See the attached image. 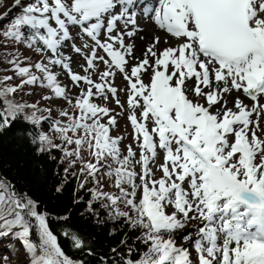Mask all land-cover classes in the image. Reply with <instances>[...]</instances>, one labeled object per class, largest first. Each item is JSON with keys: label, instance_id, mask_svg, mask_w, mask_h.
<instances>
[{"label": "snow or ice", "instance_id": "6c2138e0", "mask_svg": "<svg viewBox=\"0 0 264 264\" xmlns=\"http://www.w3.org/2000/svg\"><path fill=\"white\" fill-rule=\"evenodd\" d=\"M141 20L165 36L141 35L138 57ZM124 113L135 149L111 134ZM254 114L264 115V0H13L0 13V259L20 249L25 264H264V128ZM10 131L22 150L15 167L4 163ZM73 183L71 204L88 196L97 233L60 235L87 262L50 227L72 208L53 217L32 193L45 184L63 196ZM115 221L106 239L126 225L139 231L133 244L125 233L105 246L100 233ZM137 242L146 250L133 259Z\"/></svg>", "mask_w": 264, "mask_h": 264}, {"label": "trees", "instance_id": "16d2710c", "mask_svg": "<svg viewBox=\"0 0 264 264\" xmlns=\"http://www.w3.org/2000/svg\"><path fill=\"white\" fill-rule=\"evenodd\" d=\"M5 5H6L5 0H2V2H0V12L5 7ZM8 7L6 6L4 8L5 11H7ZM25 54H27V53H25ZM56 71H60V69H56ZM61 78L68 81L66 74H62L60 79ZM68 82H67V84H68ZM41 91L42 90L37 89V95L31 97V99L32 100L39 99V95L41 94ZM52 103H53V106L55 107L57 105H62L63 101L54 100ZM45 115H46V113H45ZM53 116L54 117L57 116V113L55 111L53 112ZM114 130L115 129H113L112 132H114ZM11 136H12L11 131L8 132L7 134H5V136H4V142H5L4 163L5 164L11 163L13 165V167H15L16 161H15V159H12V157H16L18 159L20 151H22V150H14L13 145L15 142L12 141V143H9V139ZM113 136H115V135H113ZM44 166L49 169V172L51 171V169L53 167V165L47 161H44ZM136 171L139 172L138 166L136 167ZM88 186L91 187L92 185H88ZM73 187H74V183L70 184L68 186L67 190L65 191L64 195L59 196V195H54L53 193H51L48 190V186L45 184H33L32 185V193L39 200L42 201L44 208L49 213H51L53 217H55L57 215H63L67 212V210L70 207L72 208V211L70 213V218L67 222L57 221L55 219H51L50 220V227H51V230L54 232V234H56L58 236V240H59V243H60L62 249L65 251V253L69 257H71L73 259H83L87 262V261L91 260V257L87 256L86 252H81L79 250H75L74 248H72L71 244H70V240L68 238H65L62 235H60V230L62 228H69V229H73V230H78L80 233H83L86 236H92V235L97 233V229L93 225L90 215L85 211V204H86V201L88 199V196L84 192H81V195L85 196V203H81V204L75 205V206H73L71 204ZM105 190L115 191V189H112L110 187H106ZM94 207L99 209V205H95ZM101 212L103 214V210H101ZM81 213H84V215L81 216L80 215ZM122 224H123V221L110 222L104 228L103 232L100 233V239H102V240L106 239V233L108 231V228H111V227L121 228ZM125 233H128L129 237H131V239L128 240L129 244H133L134 238L139 235V231L129 232V229L125 225V226H123L122 230L119 231L118 234L114 238H107L106 239V245L105 246H107V244H111V245L115 246V244H117L119 242V240L124 237ZM165 238H167V234H165ZM7 243H8L7 240L0 241V252H2L3 254H7L8 250L3 247V245L7 244ZM145 250H146V246H144L143 244H139L137 242L136 251L133 253L132 258L133 259L139 258L140 253L142 251H145ZM14 251H19V259H17L15 256H10L8 264H25L23 251L20 249H14ZM0 264H3L2 259H0Z\"/></svg>", "mask_w": 264, "mask_h": 264}, {"label": "rangeland", "instance_id": "374dc122", "mask_svg": "<svg viewBox=\"0 0 264 264\" xmlns=\"http://www.w3.org/2000/svg\"><path fill=\"white\" fill-rule=\"evenodd\" d=\"M5 2H6V5H5V7L7 6H11V4L13 3V0H5ZM4 7V8H5ZM9 7H8V9H9ZM3 8V9H4ZM2 9V11L0 12V13H3L4 11H5V9L3 10ZM7 9V10H8ZM73 68H74V70L75 71H80V69L77 67V63H76V59H75V57H74V59H73ZM57 72H59V71H57ZM149 72H150V70H149ZM62 76V75H61ZM95 78V77H94ZM149 79H150V75L149 74H146V75H144L143 76V80H144V82L145 83H148L149 82ZM61 80L65 83V84H67V82L68 81H66L65 79H63V78H61ZM114 82H115V84L117 85V86H120V87H123L124 86V84H125V82L123 81V79H122V76H121V74H119L118 72H117V74H116V76H115V78H114ZM70 83V81L68 82V84ZM78 90L77 89H75V88H73V92L75 93V92H77ZM120 98H121V100H122V102L124 101V99H125V95H124V93L123 92H121L120 93ZM95 102H98V103H106V102H103V101H99V100H97V101H95ZM232 105V104H231ZM250 105V104H249ZM110 108H115L116 109V112H120V109L114 104V103H112V104H109L108 105ZM230 107H232V106H230ZM126 115H127V113H124L123 115H121V116H119L118 117V121H119V127L118 128H115V130H114V132H112V134L113 135H121V136H123L124 137V139L122 140V143H121V148L122 149H124L125 148V146L126 145H128V144H132V146L134 147V149H135V142L132 140V138H131V132H132V129H131V126H130V124L128 123V121L126 120ZM254 120H257V122L259 123V125L262 127V128H264V115H262L261 117H259V118H257L256 116H255V114L253 115V117H252ZM261 135L262 136H264V133H261ZM230 140L232 139V137H230L229 138ZM138 156H139V151H138V149H137V159H138ZM161 163H163V154L161 153L160 154V156L156 159V161H155V164H153V165H151V167L153 168V170L154 171H156V176H157V178L161 175V173L157 170V167H158V165H160ZM138 171H140V168H139V166H138ZM172 209L170 208L169 209V211H171ZM189 230H191V229H189ZM181 243H182V241H180ZM193 257H195V253H193Z\"/></svg>", "mask_w": 264, "mask_h": 264}, {"label": "bare ground", "instance_id": "6f19581e", "mask_svg": "<svg viewBox=\"0 0 264 264\" xmlns=\"http://www.w3.org/2000/svg\"><path fill=\"white\" fill-rule=\"evenodd\" d=\"M146 3L148 2H153V0H145ZM140 23L143 25V27L146 29L145 32H141L137 35V37L135 38V44H136V52L135 55L136 56H141V50L146 46V44L148 43V40L145 41H141L140 40V36L144 35V36H150V34L155 33V35H158L160 37H164L165 33L161 30H158L156 28V26L152 23H146L145 21L141 20ZM161 48L165 47L164 44L160 45ZM237 95V93H233V97ZM242 99H244V102L246 104H251V101L248 100L247 98H244L243 96H241ZM232 106L231 103H229V107Z\"/></svg>", "mask_w": 264, "mask_h": 264}]
</instances>
